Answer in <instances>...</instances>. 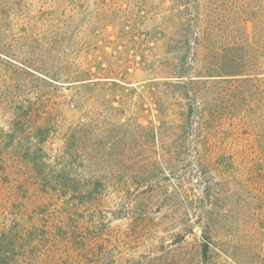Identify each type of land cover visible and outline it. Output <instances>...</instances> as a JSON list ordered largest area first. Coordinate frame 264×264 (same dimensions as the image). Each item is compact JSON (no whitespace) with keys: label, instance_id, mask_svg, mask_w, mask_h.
<instances>
[{"label":"rangeland","instance_id":"1","mask_svg":"<svg viewBox=\"0 0 264 264\" xmlns=\"http://www.w3.org/2000/svg\"><path fill=\"white\" fill-rule=\"evenodd\" d=\"M1 6L0 59L15 53L42 69L94 73L81 104L85 170L113 183L103 207L134 197L147 217L132 230L111 218L113 264H264V73L195 72H264V0ZM180 69L188 74L178 77ZM5 120L0 110V127ZM203 224L210 263L199 257Z\"/></svg>","mask_w":264,"mask_h":264},{"label":"trees","instance_id":"2","mask_svg":"<svg viewBox=\"0 0 264 264\" xmlns=\"http://www.w3.org/2000/svg\"><path fill=\"white\" fill-rule=\"evenodd\" d=\"M189 48L181 47L180 64ZM8 57L0 59L5 70L0 110L6 114L0 127V264H113L118 239L108 235L111 218L128 219L132 230L138 219L147 217L138 212L134 197L114 208L103 207L113 183L85 170L86 117L81 104L94 73L83 65L52 71L22 55ZM195 72L240 75L243 80L264 73L236 72L222 65ZM178 74L188 72L180 69ZM71 86L75 92L63 91ZM205 224L199 257L210 263L211 233Z\"/></svg>","mask_w":264,"mask_h":264}]
</instances>
